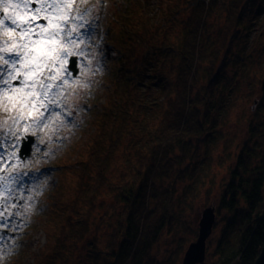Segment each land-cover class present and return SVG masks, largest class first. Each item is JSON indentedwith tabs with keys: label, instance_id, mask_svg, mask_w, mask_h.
Returning <instances> with one entry per match:
<instances>
[{
	"label": "rangeland",
	"instance_id": "1",
	"mask_svg": "<svg viewBox=\"0 0 264 264\" xmlns=\"http://www.w3.org/2000/svg\"><path fill=\"white\" fill-rule=\"evenodd\" d=\"M56 1L60 2L56 9L55 0H27L26 8L9 5L7 13L0 6L4 17L18 11L31 18L33 24L45 26L34 28L23 40L17 33L12 36L0 33V43L16 40L29 44L15 57L21 60L15 71L0 62V69L6 70L0 82V89L4 90L0 92V148H4L0 149V264H107L110 245L122 227L121 215L142 188L141 181L134 184V180L124 175L127 167L124 150L108 158L107 169L101 175L93 167L87 175H80L76 169V159L81 158L85 142L96 131L95 126L91 128L95 115L106 106L103 100L109 89L106 75L110 72L105 70V63H110L112 68L118 65L116 16L127 0ZM132 1L137 10L139 5H145L151 16L159 12L164 2L160 0L154 5V0ZM249 3L231 50L217 56L220 59L216 66L223 58L227 61L222 67L231 91L224 110L214 120L210 134L193 136L186 143L191 148L189 155H183L186 157L183 164L173 166L167 178L153 177L146 209L158 208L159 199L155 196L166 188L173 204L166 226L149 250L145 264H182L188 246L197 239L198 224L206 207L215 208L216 218L202 264H220L217 248L231 218V211L220 206L225 185L237 166L240 151L264 148V0H249ZM180 9L186 18L189 10L186 6ZM218 14L215 11L209 20L213 37L224 22L225 13ZM41 19L43 23L39 22ZM66 21L70 23L68 27ZM52 31H57L55 39L43 38ZM71 39L75 40L71 46L74 56L82 57L79 74L73 80H69L67 69L72 57ZM104 40L114 48L113 54L107 53ZM9 51L14 52V47L10 45L0 54ZM234 58H239L237 65L232 62ZM8 71L17 78L11 79ZM43 77L46 84L40 92L38 87H42L39 83ZM154 115V119L148 120L150 127L156 126L160 122L157 119L162 117L160 113ZM142 132L136 133V150L141 139L150 133L144 131L143 136ZM26 135L33 136L35 142L30 156L23 160L19 151ZM88 150L87 147L84 152ZM150 153L148 146L142 155L152 158ZM260 153L254 151L258 157H253L252 165H259ZM70 155L67 174L61 178L60 164ZM144 161L142 174L146 175L150 163L148 159ZM135 168L132 166L131 170ZM82 177L87 186L96 185L94 195L90 189L81 187ZM262 195L264 198V187Z\"/></svg>",
	"mask_w": 264,
	"mask_h": 264
},
{
	"label": "trees",
	"instance_id": "2",
	"mask_svg": "<svg viewBox=\"0 0 264 264\" xmlns=\"http://www.w3.org/2000/svg\"><path fill=\"white\" fill-rule=\"evenodd\" d=\"M163 1L153 16L145 5H139L137 10L132 0L121 4L116 16L118 65L106 75L109 85L103 100L106 106L96 113L91 125L96 131L85 142L81 158L76 159L80 175L91 174L92 167L101 175L107 169L108 158L124 150L127 160L124 175L134 180V184L141 181L139 196L121 215L122 227L110 245L107 264H145L149 250L164 230L173 198L166 194L167 188L161 189L155 196L159 199L158 208L146 209L153 177L167 178L173 166L183 164L191 148L186 143L193 136L210 134L214 120L219 119L231 91L222 67L227 61L223 58L216 66L220 59L217 56L231 50L247 14L245 8L250 5L249 0ZM180 6L189 10L186 18ZM217 10L221 15L225 13L224 22L213 37L209 20ZM238 60L234 58L233 64L237 65ZM159 113L160 122L150 127L148 120ZM148 130L150 133L141 139L136 150V133L143 131L144 136ZM81 146L82 143L78 150ZM148 146L152 158L142 155ZM87 147L88 152H84ZM175 150L180 153L175 155ZM256 150L261 151L260 163L252 165L253 157H258L254 155ZM70 158L72 155L60 164L61 178L67 174ZM145 159L150 163L146 175L142 174ZM136 160L138 164L134 165ZM236 165L220 202L222 208L231 211V218L217 249L220 264H254L264 244V148L243 149ZM132 166L136 168L131 170ZM100 179L101 176L99 182ZM81 180V187L90 189L94 195L96 185L89 187L83 177Z\"/></svg>",
	"mask_w": 264,
	"mask_h": 264
},
{
	"label": "snow or ice",
	"instance_id": "3",
	"mask_svg": "<svg viewBox=\"0 0 264 264\" xmlns=\"http://www.w3.org/2000/svg\"><path fill=\"white\" fill-rule=\"evenodd\" d=\"M26 2L27 0H0V6H4L3 10L5 11V13H7L9 5H14L16 8H26ZM67 2H70V0H67ZM6 20L9 22L6 23ZM51 23L52 21L50 20L49 24ZM44 27V25L33 24L31 18L24 16L18 11L14 12L11 16L0 18V33L7 34L9 36H12L13 33H17L22 40L25 38L26 34L30 36L34 28L44 29ZM59 30L60 29H58V31ZM56 36L57 31H52L43 38L46 40H53ZM10 45L14 47L15 51H9L6 55L0 54V62L8 65V67L12 69V71H15V65L21 62V60L16 59L15 57L20 56V49H27L29 47V44L27 41H25L24 43H20V41L16 40H10L6 43H0V53H5V50L8 49ZM25 56H27V52H25ZM4 71L6 70L0 69V82H3ZM12 71H8L7 75L11 79H16L17 77L12 75ZM3 91V89H0V92ZM20 103L23 104L24 101L21 100Z\"/></svg>",
	"mask_w": 264,
	"mask_h": 264
},
{
	"label": "water",
	"instance_id": "4",
	"mask_svg": "<svg viewBox=\"0 0 264 264\" xmlns=\"http://www.w3.org/2000/svg\"><path fill=\"white\" fill-rule=\"evenodd\" d=\"M77 65V59L73 58L71 60L70 69L74 72L75 75H78ZM33 144L34 138L28 137V140L24 142L20 151V156L22 159H25L26 157L30 156ZM215 218L216 215L214 207L204 208L198 224L197 239L195 242L190 243V245L188 246L187 251L184 254L182 264H202L204 262L206 254V242L212 234L213 227L215 224ZM254 264H264V244Z\"/></svg>",
	"mask_w": 264,
	"mask_h": 264
},
{
	"label": "bare ground",
	"instance_id": "5",
	"mask_svg": "<svg viewBox=\"0 0 264 264\" xmlns=\"http://www.w3.org/2000/svg\"><path fill=\"white\" fill-rule=\"evenodd\" d=\"M57 4H58V2H56V3H54V9H56L57 8Z\"/></svg>",
	"mask_w": 264,
	"mask_h": 264
}]
</instances>
